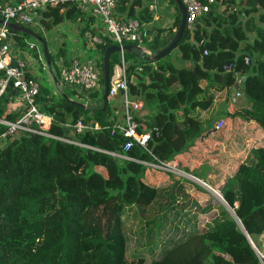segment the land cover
<instances>
[{
  "label": "trees",
  "instance_id": "obj_1",
  "mask_svg": "<svg viewBox=\"0 0 264 264\" xmlns=\"http://www.w3.org/2000/svg\"><path fill=\"white\" fill-rule=\"evenodd\" d=\"M149 1L117 0L114 13L147 24L152 21ZM168 2L175 14L172 31L140 26L142 44L151 53L177 28L176 6ZM39 13L44 30L71 19L84 21L82 33L93 18L70 3ZM11 34L18 40L29 37ZM110 44L105 40L94 47L100 59ZM128 44L131 50L122 55L127 90L141 102L136 132L148 134L144 146L134 143L123 152L125 139L110 136L106 128L74 133L60 125L81 120L103 127L110 102L102 106L98 94H89L85 106L77 105L65 87L53 96L38 82L34 101L53 119L48 133L138 161L167 160L201 135L206 121L200 111L218 94L227 100L238 75H244L239 91L249 102L238 115L264 132V0H213L193 28L184 25L172 48L179 63L170 54L152 62ZM47 54L48 72L58 80L56 61L66 64L68 56L64 48ZM118 60V53L110 55L108 76ZM99 82L102 87L101 77ZM15 95L8 84L0 94V117L17 116L9 108ZM102 151L26 132L0 144V264H264V146L251 148L219 185L233 216L208 200L199 204L187 191V179L168 175L167 184L152 186L141 180V163ZM44 175L49 190L37 184Z\"/></svg>",
  "mask_w": 264,
  "mask_h": 264
},
{
  "label": "built area",
  "instance_id": "obj_2",
  "mask_svg": "<svg viewBox=\"0 0 264 264\" xmlns=\"http://www.w3.org/2000/svg\"><path fill=\"white\" fill-rule=\"evenodd\" d=\"M185 8V26L191 29L196 20L209 11V5L213 0H205L201 3L198 0H180ZM62 3H70L74 5L78 11L86 14H91L98 19L102 31L96 32L91 28H86L81 33V38L84 43L89 46L103 44L105 40H109L111 44L119 46L120 50L116 53L119 55V60L112 66L111 73L108 76L107 100H117L115 105H111V112L107 124L103 127L97 123L76 120L73 124L61 123L64 127H70L74 133H80L86 130H101L108 129L109 135H121L125 142L122 145V151H126L132 144L144 146L148 134H138L137 121L138 112L141 109V102L138 99H132L127 90L126 69L127 64L122 55L121 46L135 44V47L142 55L149 56L152 54L142 44L140 26H145L144 23H138L136 19L119 17L114 13L117 0H20L11 5L0 4V71L2 78L0 79V94L9 84L16 90L14 101L19 103L20 111L17 116L8 120L0 117V125L4 126V130L0 133V144H3L7 138L14 137L20 132L37 134L49 138L59 139L64 142L72 143L88 149H100L80 144L69 138L57 137L48 133L47 130L50 123L53 122L52 116L41 111L38 104L34 101L38 93V80L34 76H26V69L23 61L16 60L12 64V56L10 48L13 45V36L7 28L8 22H15L19 25L30 27L35 25L38 27V19L40 10L46 6H55ZM147 10L152 14V17L158 15L157 3L150 0L147 3ZM150 38V36H147ZM200 42H198V45ZM27 50L35 52L37 59L42 61L41 52L36 50L34 44L28 43ZM35 50V51H34ZM205 54V51H203ZM244 64L249 63L248 57H244ZM58 68L59 85L68 89L72 95L69 100L77 101L83 106L86 105L89 94L101 95L100 77H101V59L99 53H96L89 59L70 58L65 64L61 59L56 61ZM46 67V65L43 64ZM138 70L140 68H137ZM244 79V75H238L236 80L239 84ZM225 125L222 118L217 119L208 135H214L220 132ZM112 157L121 158L129 161H138L128 157L122 153L102 151ZM144 166V170L157 172L166 175H172L176 178H192L196 183L202 184L208 188L213 196L217 195L222 201L218 188L209 187L192 175H188L180 166L177 159L174 157L167 160H158L152 157L151 161H138ZM202 187V188H203ZM207 190V189H206Z\"/></svg>",
  "mask_w": 264,
  "mask_h": 264
},
{
  "label": "crops",
  "instance_id": "obj_3",
  "mask_svg": "<svg viewBox=\"0 0 264 264\" xmlns=\"http://www.w3.org/2000/svg\"><path fill=\"white\" fill-rule=\"evenodd\" d=\"M154 1L157 3L158 15L155 18L152 17V21L145 25V30L160 27L165 29V32L172 31L175 17L173 7L169 4L168 0ZM13 3V0H0L1 5H11ZM221 8L222 7L219 6V10ZM171 12H173L174 16ZM83 23L84 21L66 19L46 30H44L40 24H38V27L32 25L28 28L43 36L46 51L49 53L54 54L59 48H64L68 60L70 58L82 60L89 59L98 53L94 50V46H89L82 41L80 29L83 27ZM87 25V28H91L96 32L102 31L101 25L96 17H93L91 22L88 21ZM150 34L152 33H149V36ZM252 36V34H249V41L252 40ZM13 39V45L10 48L12 60L23 61L27 73L36 76L38 81L43 80L40 74L34 73L35 64L38 63L41 70L48 72L47 67L43 66V62L37 59L35 52L27 50L26 48L28 43H32L39 52L41 50L40 46L34 42L32 38L27 39L26 37L18 40L13 37ZM20 40L24 43L22 47L18 46V41ZM242 46L243 43L240 44V47ZM87 50H94L96 53L88 57ZM44 81L47 82V85H51L52 83L51 80L47 78H45ZM237 85L230 91L227 100L223 99L221 94H218L216 98L213 99L210 108L200 111L199 118L206 121L201 135L196 137L184 149L173 156L178 160L184 171L191 175L195 173L198 176L196 178L208 180L209 177L210 181H213L211 178L217 176L215 180L221 183L227 174H232L236 166L245 160L251 148L264 146V132L251 119L243 120L238 115L243 108L248 107L249 102L239 91L238 83ZM56 93V89L51 88V94L54 95ZM108 101L110 102V106L117 103V100L110 99ZM9 108L12 112L19 113L20 111L17 101L10 103ZM220 118L225 122L223 129L214 135H208L207 133L211 129L212 124ZM236 136H239L240 140H242V145L240 144V146H238ZM258 136L260 142L257 140ZM226 141L229 142L228 146L225 145ZM216 151H220L222 155L221 160H219L220 153L216 156L212 154ZM229 153H231V155ZM208 159L210 161H208ZM232 162H234V164H232ZM227 163H230L231 166H227ZM208 166L209 169L214 172V175L210 174L211 171L208 173ZM229 167L233 168L229 171ZM141 180L152 186H160L167 184L170 178L166 174L144 170ZM187 191L199 204L208 200L201 189L194 190L188 187Z\"/></svg>",
  "mask_w": 264,
  "mask_h": 264
},
{
  "label": "water",
  "instance_id": "obj_4",
  "mask_svg": "<svg viewBox=\"0 0 264 264\" xmlns=\"http://www.w3.org/2000/svg\"><path fill=\"white\" fill-rule=\"evenodd\" d=\"M172 1H173L174 5L176 6L177 13L179 15L177 28L173 32L172 35H168L165 37L166 44L163 47L156 49L152 54L145 57L146 59H149L152 62H155V61L163 58L164 56H166L169 53V51L175 46L176 42L180 38L182 31L184 29L185 8H184V6L180 0H172ZM0 22H1V20H0ZM7 28L12 32H18L22 35H26V36H29L30 38H32L40 46L42 56H43L44 61L46 63V67L49 70V68H50L49 67V57H48V54H47V51L45 48V44H44L43 40L39 37V35L36 32H34L33 30H31L30 28L19 25L15 22H8ZM121 49L124 52H129L131 50V45H123V46H121ZM119 50H120L119 46L110 44L104 49L102 57H101L102 90H101L100 99H101L102 106H104V104L107 101L106 95H107V90H108L109 57L111 54L118 52ZM192 71H194V70H192ZM53 81H54L55 85L57 86V88H59L58 80H53ZM70 101L77 104V105H82L81 103H79L77 101H73V100H70ZM222 204H224V207L226 209L231 210L225 203H222Z\"/></svg>",
  "mask_w": 264,
  "mask_h": 264
},
{
  "label": "rangeland",
  "instance_id": "obj_5",
  "mask_svg": "<svg viewBox=\"0 0 264 264\" xmlns=\"http://www.w3.org/2000/svg\"><path fill=\"white\" fill-rule=\"evenodd\" d=\"M168 5V4H167ZM169 6V5H168ZM171 14L173 15V12H171ZM174 16V15H173ZM173 23H174V21H173ZM30 37H27V39H29ZM41 51V50H40ZM87 52H88V57H91L92 55H93V53H96L94 50H87ZM168 54H170V57H171V59H175V57H176V53H175V50L174 49H171L170 51H169V53ZM42 61H43V64L44 65H46V63H45V61H44V59L42 58ZM175 62H177V63H179L180 62V60H178V59H175L174 60ZM35 74H40L41 75V77H42V79L43 80H40V81H38L39 83H41V84H43V85H45L46 87H48L49 88V91H50V93H51V88H55L56 89V91H57V88H56V85H55V83H54V81L52 80V78H51V76H50V74L47 72V71H45V70H41L40 69V65L38 64V63H36L35 64V72H34ZM34 77H36V76H34ZM45 78H47V79H50L51 80V85H47V82L46 81H44V79ZM37 80H38V78H37ZM61 88V87H60ZM63 89H65L64 87H63ZM66 90V89H65ZM56 94H54L53 96H55ZM237 137V142H238V146H240V144L242 145V140H240V138H239V136H236ZM258 139V141L260 142V138H259V136L257 137ZM252 142V141H251ZM225 145L226 146H228L229 145V142L228 141H226L225 142ZM233 147H234V144H233ZM220 153V151H216V152H213L212 154H214V156H216V155H218ZM232 153V152H231ZM231 153H229L230 155H231ZM229 156V155H228ZM221 158H222V155H221V153H220V155H219V160H221ZM208 161H210L209 159H208ZM232 164H234V162H232ZM227 166H231V164L230 163H227L226 164ZM233 167H229V171L232 169ZM211 171V169H209V166H208V173ZM186 172V171H185ZM143 173H144V170L142 171V175H143ZM186 173H188V172H186ZM211 175H214V172H212L211 171V173H210ZM141 175V176H142ZM188 175H191V174H189L188 173ZM217 176H214V177H212L211 178V180H213V181H210V178L208 177V180H203V179H200V178H196V179H198V180H200L202 183H204V184H207L209 187H216V188H219V185H220V183H218V180H215V178H216ZM41 178L43 179V181H39L37 184H38V186L40 187V189H42V190H49V185H50V182H49V179H48V177L46 176V175H44V176H41L40 178H38V180H41ZM186 180V179H185ZM191 184H189V188H193L194 190H202V192H203V194L208 198V201L209 202H211V203H213V204H215V205H217L218 207H223L224 208V210H226L229 214H231L232 216H233V214H232V210H229V209H226L225 207H224V204H222L221 202H220V199L217 197V196H213V194L210 192V191H208V188H205L204 189V187H206V186H204V185H200V184H198V183H196V181H194L192 178H188L187 179ZM204 186V187H203ZM203 187V188H202ZM207 189V190H206ZM218 198V200H217V198ZM216 207V206H215ZM211 216V215H210ZM209 219V218H208ZM207 220V218L205 217V216H203L202 218H201V222L202 223H204L205 221Z\"/></svg>",
  "mask_w": 264,
  "mask_h": 264
},
{
  "label": "bare ground",
  "instance_id": "obj_6",
  "mask_svg": "<svg viewBox=\"0 0 264 264\" xmlns=\"http://www.w3.org/2000/svg\"><path fill=\"white\" fill-rule=\"evenodd\" d=\"M215 196H217V195H215ZM217 197H218V196H217ZM217 197H216V198H217ZM218 198H219V197H218ZM218 198H217V200H218ZM219 199H220V198H219ZM218 201H219V200H218ZM220 202H221V199H220Z\"/></svg>",
  "mask_w": 264,
  "mask_h": 264
}]
</instances>
